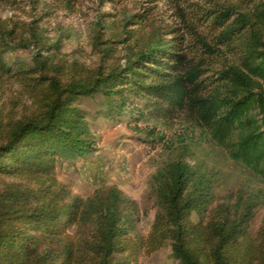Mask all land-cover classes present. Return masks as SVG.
Masks as SVG:
<instances>
[{"label": "trees", "instance_id": "obj_1", "mask_svg": "<svg viewBox=\"0 0 264 264\" xmlns=\"http://www.w3.org/2000/svg\"><path fill=\"white\" fill-rule=\"evenodd\" d=\"M200 8L185 32L140 13L98 24L94 66L61 57L38 20L0 17V264H140L167 247L177 264H264V218L251 231L264 188L221 196L219 173L190 148L206 144L264 185V0ZM22 50L29 61H8ZM126 116L151 145L166 137L141 121L197 134L153 175L147 234L117 186L83 198L56 173L98 151L90 118Z\"/></svg>", "mask_w": 264, "mask_h": 264}, {"label": "rangeland", "instance_id": "obj_2", "mask_svg": "<svg viewBox=\"0 0 264 264\" xmlns=\"http://www.w3.org/2000/svg\"><path fill=\"white\" fill-rule=\"evenodd\" d=\"M208 0H74L69 8L67 0H0V17L31 22L38 20L44 35L52 42H60V56L69 61H79L94 66L99 57L92 46V35L98 24H110L125 14L140 13L147 15L155 24L163 27L184 28V19L192 20L193 14L200 12V6H206ZM137 28L131 25L128 29ZM108 33L109 30L104 31ZM149 31V29H148ZM123 47H119L120 57ZM32 50L11 53L7 59L29 61ZM96 105L90 101L83 103V108L94 112ZM93 133L97 140L98 151L85 160L59 162L58 179L70 190L72 195L87 198L104 185H115L128 197L135 200L142 212L140 229L147 234L154 221L155 209L149 199L150 184L153 175L167 161L179 156L178 147L187 142V137L197 134L186 129L180 120L164 121L139 125L156 127L165 135V141L151 145L141 142L140 134L135 130V123L129 116L121 120L90 118ZM190 132V133H188ZM183 140V142H182ZM196 161L203 162L208 168L220 175L219 194L250 188H264L239 165L214 152L206 144L203 147L190 146ZM148 211L146 215L145 212ZM264 218V208L258 210L251 231L255 235ZM140 264H177L167 247Z\"/></svg>", "mask_w": 264, "mask_h": 264}]
</instances>
